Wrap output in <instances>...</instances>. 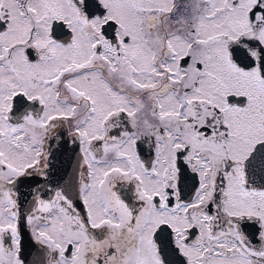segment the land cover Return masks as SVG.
I'll use <instances>...</instances> for the list:
<instances>
[{
    "label": "snow or ice",
    "instance_id": "6c2138e0",
    "mask_svg": "<svg viewBox=\"0 0 264 264\" xmlns=\"http://www.w3.org/2000/svg\"><path fill=\"white\" fill-rule=\"evenodd\" d=\"M0 264H264V0H0Z\"/></svg>",
    "mask_w": 264,
    "mask_h": 264
},
{
    "label": "flooded vegetation",
    "instance_id": "af4514ba",
    "mask_svg": "<svg viewBox=\"0 0 264 264\" xmlns=\"http://www.w3.org/2000/svg\"><path fill=\"white\" fill-rule=\"evenodd\" d=\"M62 131L63 141L60 147L55 149V158L52 161L51 183L54 186L57 183L63 186L69 181H74V169L78 156V145L72 146L68 143L69 137L67 132L69 129L65 128ZM28 250L30 251H25L26 259H31L34 255H38L37 247L36 251H34L32 247H29Z\"/></svg>",
    "mask_w": 264,
    "mask_h": 264
},
{
    "label": "water",
    "instance_id": "95a60500",
    "mask_svg": "<svg viewBox=\"0 0 264 264\" xmlns=\"http://www.w3.org/2000/svg\"><path fill=\"white\" fill-rule=\"evenodd\" d=\"M29 247H32L33 250L36 251L35 245H33L31 240L26 237V239H25V251H30V250H28Z\"/></svg>",
    "mask_w": 264,
    "mask_h": 264
}]
</instances>
